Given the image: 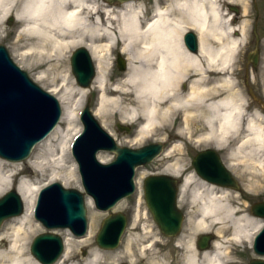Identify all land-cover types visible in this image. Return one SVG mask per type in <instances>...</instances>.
<instances>
[{
    "label": "bare ground",
    "instance_id": "obj_1",
    "mask_svg": "<svg viewBox=\"0 0 264 264\" xmlns=\"http://www.w3.org/2000/svg\"><path fill=\"white\" fill-rule=\"evenodd\" d=\"M134 1L112 7L101 6L97 0H0V36L6 17L13 14L19 23L17 40L23 42L16 48L20 59L26 61L34 53L35 64L48 63L55 70L66 66L67 53L73 47L88 49L95 62L91 88L98 91L94 115L107 124L112 111L109 107L122 112L123 120L136 124L134 142H142L155 131L161 137L172 131L190 137L197 127L196 141L228 149L229 168L234 160L242 162L246 169L262 172V116L257 111L247 112L248 106L234 90L229 74L244 42L243 38L233 37L232 32L238 30L244 36V25L231 26L232 14L221 10L222 0H154L148 17L144 5ZM187 29L198 36L196 53L183 43ZM117 44V55H125L122 58L126 72L111 85L107 82L110 67L105 54ZM39 77L45 74L40 72ZM57 86L55 90L62 91L58 96L62 114L57 125L25 161L0 158V195L14 188L23 201L22 213L6 220L0 229V264H43L28 250L39 225L32 219L36 195L47 183L60 181L65 185L78 181L71 144L81 130L78 114L90 88L75 83L65 89ZM121 101L126 105L120 106ZM175 119L177 124L172 130L167 123ZM175 147L169 149L167 157ZM97 156L101 161L109 160H104L101 152ZM181 168L179 162L169 163L163 166L162 174L182 176ZM34 174L44 178L34 181ZM195 174L184 175L179 190L181 195L185 187L190 188L189 200L195 215L189 214L187 218L192 235L180 234L175 240L182 252L178 264H227L233 261L231 245L250 246L262 222L243 212L237 194L227 187L199 180ZM117 206H122L121 202ZM92 218L95 222L97 215L93 213ZM209 230H214L217 238L208 249H198L194 235ZM60 235L63 251L50 264H118L120 254L134 256L135 247L128 239L116 253L91 248L87 257L82 258L77 247L86 243L91 246L90 233L81 237L71 233ZM146 240L149 243L138 249L142 259H147L153 243L150 237ZM146 264L160 263L150 259Z\"/></svg>",
    "mask_w": 264,
    "mask_h": 264
},
{
    "label": "water",
    "instance_id": "obj_2",
    "mask_svg": "<svg viewBox=\"0 0 264 264\" xmlns=\"http://www.w3.org/2000/svg\"><path fill=\"white\" fill-rule=\"evenodd\" d=\"M229 8L236 15L239 14L237 7ZM254 34L258 43L255 30ZM197 37L192 30H186L182 37L185 47L193 53L198 49ZM246 60L252 68L258 65L257 45L247 53ZM70 67L77 84L83 88L89 87L95 76V65L88 49L83 46L74 49ZM125 67V60L117 55V68L124 70ZM248 75L249 71L245 77ZM248 93L253 100L262 104L250 87ZM61 113L57 97L34 82L13 61L5 46L0 44V157L9 161L27 158L34 145L56 126ZM80 120L83 129L73 141L72 155L78 165L84 191L51 182L39 190L34 209L35 219L46 229L68 228L75 236H83L87 231L85 195L91 198L97 210H110L119 200L134 193L136 168L151 162L163 150V144L159 142L136 148L120 146L94 117L89 100L80 112ZM117 128L119 131L129 130V127L119 123ZM100 150L113 152L115 156L107 163L101 162L97 159ZM191 164L201 179L219 186L239 188L238 181L215 148L198 151ZM175 182V177L162 173L150 174L143 179L146 207L165 237L179 235L185 217L177 204ZM250 210L252 215L264 219V200L253 203ZM22 211L21 196L15 189H10L0 197V226L4 220ZM127 222L123 212H110L102 219L96 233L97 246L102 249L116 248ZM213 238L212 234H200L197 248L208 249ZM252 250L256 257L247 264H264V224L253 238ZM30 251L41 263L50 264L62 253L63 240L55 233H40L32 239Z\"/></svg>",
    "mask_w": 264,
    "mask_h": 264
},
{
    "label": "rangeland",
    "instance_id": "obj_3",
    "mask_svg": "<svg viewBox=\"0 0 264 264\" xmlns=\"http://www.w3.org/2000/svg\"><path fill=\"white\" fill-rule=\"evenodd\" d=\"M228 1L229 0H222L220 3V8L223 12H228V13L230 12L232 14L233 18L230 20L231 26L239 27V26L244 25V36H242L240 31L238 30L232 32L233 37L243 38L244 42L239 49L238 55L234 60L233 69L229 71V74L231 75L234 81L233 83L234 90H237V92L245 100L246 106H248L247 112L252 113L254 111H257L262 116V121L264 123V108H263L264 106V0H233V2H228ZM97 2L101 6H105L106 4L112 7H117V6H120L121 4V2H117V1L107 2L106 0H97ZM134 2L136 4L142 3L144 5L145 17H148L150 15V12H151L150 7L152 3L154 2V0H135ZM230 5L233 7H237L239 9L238 15H236L235 13L231 11V9L229 8ZM2 29L3 31L1 32V36H0V44L5 46V48L7 49L13 61L21 69L26 71L29 77L34 82H36L40 87H42L44 90L50 92L51 94H53L55 97L58 98V96L62 94V91L57 92V90H55V88L58 87L57 85H59V87L62 85L64 89L70 87L72 83H75L77 86H79L77 82L75 81V78L73 76V73L70 67V56L72 52L74 51V49L77 48V46L73 47L67 53L66 66L60 67L58 70H55V69H51L52 66H50L48 63L42 65L41 62L39 61L37 64H35V61L33 60L35 58L34 53H31L29 57H27L26 61H23L20 59V56L18 55V51L16 50V48L19 47L23 42L17 40L16 34L19 29V23L14 19L13 14L6 17L4 23L2 24ZM254 30L256 31L259 37L258 43H256V37L254 34ZM256 45H257V48L259 49V63L257 67L251 68V66L247 64L246 54L249 51L253 50ZM79 46L80 45H78V47ZM119 46L120 44L115 45L113 48V51H111L109 54L108 53L105 54V56H107L109 60V67H110L109 74L107 76V82L111 85L119 81L126 72V69L119 70L117 68V52L119 51ZM19 51H23V49ZM121 56L125 58V55L121 54ZM125 66H126V61H125ZM247 69L249 70V75L245 77L246 72L248 73ZM40 72H43L45 74V77L40 78L39 77ZM62 79H64V82L62 81ZM91 86H92V83L89 85V87H86V89L88 88L90 89L88 91V96L83 101L81 109L84 107L85 103L89 100L90 109H91L92 114L94 115V108L97 105V99H98V91L94 87L91 88ZM249 87L252 89L253 94L258 99L261 100L260 102H262V104H260L258 101H254L251 98V96L248 93ZM120 104H121L120 106L126 105L124 101H121ZM81 109L79 110V113ZM108 110H112V111L108 116L107 124L104 122V120L101 117H96L95 115L94 117L98 120L101 126L112 135V137L115 139V141L120 146H129V147L136 148V147L143 146L145 144L159 142L163 144V150L159 154V156L154 158L151 162L143 166H140L136 169V175H135L136 192L128 197H125L119 200L110 210L106 212L97 210L91 198L85 195L86 218H87V231L85 234H88V232L90 233L91 236H90L89 243L91 244V246L89 247L88 243H86L83 246L77 247L78 254L80 257L85 258L89 254L91 248H95L103 253L112 252L113 254L121 250L125 242L128 239H131L132 244L135 247L134 256L130 257L128 254H120L118 264H146V262L150 259L152 260L154 259L158 261L160 264H178L179 259L181 257L180 255L182 252H181V249H178L175 246V240L177 239V236L165 237L158 229L150 212L148 211L145 205V201L143 199L142 182H143V179L149 174H159V173L165 172L163 170V166L169 163H173V162H179L182 165V168L180 170L182 172V176H177V175H172V176L175 177L176 180L182 181V178L184 175L190 174V173L195 174L193 166L191 165V161L194 155L200 150L207 149V148L214 149V147L212 144L205 143L201 140L196 141L195 135H197L196 134L198 130L197 127L193 129L195 130V133L194 135L190 137H185L175 132H170L172 133V136L170 137L166 135L164 137H161V135L155 131L152 136L146 137L144 140H142V142H134L136 124L132 122L130 124L129 122H126L125 120H123L122 112H119L118 110H116V108L109 107ZM78 117H79V114H78ZM117 122H120L121 125H125V126L127 125L129 127V130L119 131L117 128ZM176 124H177V119L173 120L172 123L170 122L167 123V125L172 126V130ZM81 130H82V124H81ZM198 134H199V131H198ZM172 146H176L175 150L171 151L169 156L167 157L166 154L168 153L169 149ZM34 147L31 150V153L29 154L27 158H29L32 155ZM217 151L223 163L226 165L229 162L228 161L229 159L228 149L226 148L217 149ZM99 152H101V155L103 156L104 160L109 158V160L102 161L104 163H107L114 158V154L110 151L101 150ZM27 158L20 160V161H9V162H22V161H25ZM97 158L101 161V159L98 156ZM232 162L235 163L232 167L229 168L227 165L226 166L230 170L231 174L238 181L239 188L238 189L228 188V189L240 197L239 202L242 204V209L244 210L243 212L245 214H248L249 216L260 219L263 225L264 219L252 215L250 212V207L253 203L264 200V194H263L264 192V169L262 172H260V170L252 171V170L246 169L243 163L240 161L233 160ZM42 178H44V175L37 176L36 174H34L33 180L36 181ZM77 178H78L77 182H74V183L71 182L65 185L61 183L60 181H57V182L61 183L66 188H75V189L83 191V188L81 186L80 176L78 173V168H77ZM196 178L199 180L201 179L198 176ZM13 182L15 185L17 182V179L13 180ZM10 189H14V188H10ZM3 194H1L0 197ZM189 195H190V188L185 187V190L183 191V193L179 195V201H178L179 208L182 210V212L185 213V220H184L181 232H180V234H184L185 236L192 235V229H191L190 223H188L187 221L188 215L189 214H191L192 216L195 215L194 213L195 207L190 202ZM88 202L90 204H88ZM119 202H121L122 204V206L120 207L117 206ZM110 212H123L128 218V223L121 237L119 245L114 249H102L97 246L95 242V236L100 227V223L102 219L106 217ZM93 213L97 215L95 222L92 218ZM8 219L9 218H7L6 220ZM32 219H33V222L36 224V219L34 218V215ZM6 220L2 222L0 229L3 226H5ZM38 224L39 225L37 226V230L32 235L29 245H28V250L30 253H31L30 245H31L32 239L40 233L51 232V233L58 234L59 236H61L60 233H63V234L71 233V231L68 228L46 229L39 222ZM207 233L213 235L214 237L213 240L217 238L214 230H209L206 232H197L194 235L195 245L197 242V237L200 234H207ZM147 237L148 238L150 237L151 239H153V243H152L150 251H148L147 253V257H146L147 259H142V258H139L140 256H139L138 249L141 246H145L149 243V241L146 240ZM74 239L77 240V238H74ZM212 242L213 241H211V244ZM230 256L233 261L227 262V264H247L250 259L256 257V255L254 254L252 250V242L250 246L248 243H240L239 245H231ZM134 258L135 259L138 258L136 262H133L132 259ZM100 264H112V263L105 261V262H101Z\"/></svg>",
    "mask_w": 264,
    "mask_h": 264
},
{
    "label": "flooded vegetation",
    "instance_id": "obj_4",
    "mask_svg": "<svg viewBox=\"0 0 264 264\" xmlns=\"http://www.w3.org/2000/svg\"><path fill=\"white\" fill-rule=\"evenodd\" d=\"M190 52H191V51H190ZM192 53H193V52H192ZM195 53H196V52H195ZM254 101H255V100H254ZM172 132H173V131H172ZM166 136L170 137V136H172V133H170V134H166ZM174 185H175V187L177 188V193L179 194V190H180V186H181V181H178V180H177V181L175 182ZM178 194H177V195H178ZM157 227H158V226H157ZM158 229H159V228H158Z\"/></svg>",
    "mask_w": 264,
    "mask_h": 264
}]
</instances>
